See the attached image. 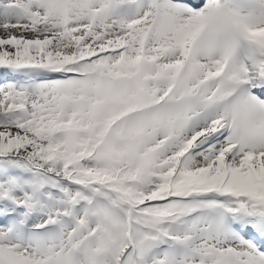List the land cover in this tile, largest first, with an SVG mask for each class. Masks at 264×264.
<instances>
[{"label": "snow or ice", "instance_id": "6c2138e0", "mask_svg": "<svg viewBox=\"0 0 264 264\" xmlns=\"http://www.w3.org/2000/svg\"><path fill=\"white\" fill-rule=\"evenodd\" d=\"M0 264H264V0H0Z\"/></svg>", "mask_w": 264, "mask_h": 264}]
</instances>
